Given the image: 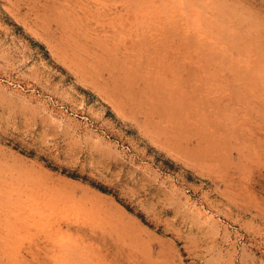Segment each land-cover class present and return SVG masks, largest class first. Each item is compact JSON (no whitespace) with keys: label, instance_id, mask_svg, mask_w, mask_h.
<instances>
[{"label":"rangeland","instance_id":"obj_1","mask_svg":"<svg viewBox=\"0 0 264 264\" xmlns=\"http://www.w3.org/2000/svg\"><path fill=\"white\" fill-rule=\"evenodd\" d=\"M0 264H264V0H0Z\"/></svg>","mask_w":264,"mask_h":264},{"label":"bare ground","instance_id":"obj_2","mask_svg":"<svg viewBox=\"0 0 264 264\" xmlns=\"http://www.w3.org/2000/svg\"><path fill=\"white\" fill-rule=\"evenodd\" d=\"M73 255V254H72Z\"/></svg>","mask_w":264,"mask_h":264}]
</instances>
